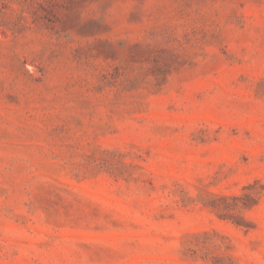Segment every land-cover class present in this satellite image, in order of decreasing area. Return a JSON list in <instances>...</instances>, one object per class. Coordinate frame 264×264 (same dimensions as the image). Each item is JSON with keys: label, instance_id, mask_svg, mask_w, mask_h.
<instances>
[{"label": "rangeland", "instance_id": "obj_1", "mask_svg": "<svg viewBox=\"0 0 264 264\" xmlns=\"http://www.w3.org/2000/svg\"><path fill=\"white\" fill-rule=\"evenodd\" d=\"M0 264H264V0H0Z\"/></svg>", "mask_w": 264, "mask_h": 264}]
</instances>
